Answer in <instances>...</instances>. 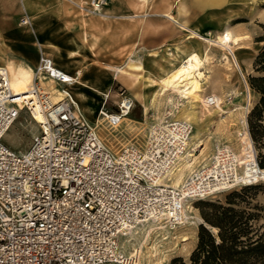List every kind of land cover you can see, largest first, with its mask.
<instances>
[{"label": "built area", "instance_id": "built-area-1", "mask_svg": "<svg viewBox=\"0 0 264 264\" xmlns=\"http://www.w3.org/2000/svg\"><path fill=\"white\" fill-rule=\"evenodd\" d=\"M106 5L93 0L90 9L79 7L102 15ZM21 24L31 27L25 9ZM75 83L39 50L29 97L20 99L0 66V264H132L125 246L145 225L173 230L190 219L189 203L264 182L253 145L257 172L246 176L239 154L216 141L208 161L174 186L191 151L192 124L167 112L153 120L142 145L113 150L82 115ZM116 95L113 109L106 101L98 114L112 132L134 109L125 89ZM23 113L37 129L26 150L14 151L4 137Z\"/></svg>", "mask_w": 264, "mask_h": 264}, {"label": "rangeland", "instance_id": "rangeland-1", "mask_svg": "<svg viewBox=\"0 0 264 264\" xmlns=\"http://www.w3.org/2000/svg\"><path fill=\"white\" fill-rule=\"evenodd\" d=\"M92 1L93 0H72V2H66L76 14L79 15L136 22L141 32L140 43L145 46L152 40L150 34L154 29L160 32L162 36H171L170 29L163 22V15L168 11L173 15L181 16L184 18L183 21H187L189 25L195 26L201 33L209 32L211 37H218L227 30L238 35H248L247 39L232 46V51L235 54L239 69H236L237 67L230 55L229 62L231 63V70L223 64L222 60H220L222 59L223 53H226L223 49L216 45L208 46L207 43L201 42L204 47L207 46V48H210L211 56L209 62L205 63V71H209L210 80L204 85L203 93L205 95H210L211 93L219 95L223 99L222 106L224 113L220 112L215 114L214 111L216 107L214 108L213 105L209 110L201 104L199 106L193 105L192 107L189 101L177 96H172L170 102L167 101V97H163L160 101H158V98L156 103L153 105L150 104V109L145 112L143 100L138 94L139 92L147 93L145 89L150 86H144L142 83L146 77H149L155 82L150 88L156 87L158 78L164 74V70L170 68L169 59H166L171 58L169 54H167L166 57H162V64L156 65L158 70L156 76H152L146 72L141 64V69L139 71L128 72L124 75V78L119 77V79L124 80L129 86V91L133 95V98L139 100L143 108L137 107L134 101V109L129 115V118L131 119L134 116V119L140 123H145L146 121V126L144 127H141L136 122L138 128L126 136L127 140H132V142L143 141L147 127H149L153 120L160 118L167 112H170L172 118L178 119L177 116L182 107L191 108L199 117L197 124L193 126L191 135H198L199 141L203 143L200 147L197 146L199 141L194 140L191 143L190 152H192L194 154L193 157H195L192 171L208 161L213 153V147L216 141L230 145L239 154L241 159L245 160L247 155L246 152L241 149L243 144L240 140L243 137L241 135H244L246 127L240 120L244 114L246 115V104L248 102V86L245 78L247 75L254 73V57L258 48L262 45L256 44L255 39L258 36H253L254 34L252 33L255 28L262 29L261 24L263 23H260V20H264L262 15L264 13V0H182L177 4L176 0H114L113 4L116 8L115 13L107 12L106 9L110 5V0H106L107 5L104 8L103 15L86 13L79 7V5H81L83 8L90 9ZM18 7L20 9V14L17 23L20 26H24L21 24V18L24 13L21 0H18ZM200 13H202V15H200ZM188 19L194 22V24L189 22ZM198 22L200 24H198ZM176 30L172 31V38L174 40L180 35L178 34L179 31L177 32ZM173 55L177 58V63L179 64L183 59V55H181V53L177 54L176 50ZM5 66L8 69L7 64H5ZM117 68L118 67H109L106 69L112 71L114 75V71ZM241 75L244 78H242ZM82 84L83 83H81V86L75 87L76 90L78 89L76 93L82 94L85 98L80 99L74 93L77 103L86 120V114L87 111H89L92 113L89 119L95 121V113L100 106L102 107L103 103L101 102L96 109L91 110L88 104L85 103L90 97L86 95V87ZM120 88L126 89L120 84H114L112 86L114 95ZM78 91H80V93ZM251 100L252 98L249 96V107L252 105ZM106 106L109 109H113V104L110 102H108ZM122 128H125V126ZM122 128H118L117 131L112 134L115 135V133H118ZM36 129L37 126L31 122L25 113H23L5 135L4 142L14 151H24L28 148L31 137L36 132ZM96 131L108 146L113 150L118 149L119 145H117V141L112 138V134L104 136L101 135L102 133L99 130L96 129ZM120 143L122 144L121 141ZM199 151H202V154L199 153ZM187 174H189V171H187L184 176ZM257 191L258 194L255 198V202L264 204V182L260 183V188ZM228 192L229 191L220 192L215 194L214 197L204 200L223 202ZM186 216L190 218L188 222L173 230L165 228L162 224L149 223L145 225L137 234L132 235L128 243H126L125 249L127 256H129L131 248L135 247L139 248L141 251L138 259L142 264H153L158 257L163 264H189L190 254L197 244L198 225L203 222L199 210L196 208V201L188 204ZM182 236H189V241L186 244L181 242ZM176 258H180L181 261L173 263V260Z\"/></svg>", "mask_w": 264, "mask_h": 264}, {"label": "crops", "instance_id": "crops-1", "mask_svg": "<svg viewBox=\"0 0 264 264\" xmlns=\"http://www.w3.org/2000/svg\"><path fill=\"white\" fill-rule=\"evenodd\" d=\"M21 1L30 18L31 29L17 23L20 14L18 0H0V66L6 67L5 64L12 63L15 66L30 67L34 70L38 63L39 50H41L53 60L56 67L75 77L76 80L80 79L82 85H85L86 95L90 97L85 103L91 110L96 109L101 102L103 105L106 101L112 104L116 102L117 95H114L112 91L114 84L125 87L127 93L133 98L129 86L106 68H124L129 60H133L141 63L146 72L156 76L158 73L156 65L163 63L162 57L170 53L174 54L176 50V53H181L184 58L186 49L193 47V43L188 42L186 34L164 15L163 22L170 29L171 36H162L154 29L150 34L152 40L145 46L140 43L141 32L139 25L134 21L79 15L66 2L68 0ZM113 1L110 0V5L106 9L109 13H115ZM262 15L264 17V13ZM174 17L177 20L184 19L179 15ZM189 22L194 24L192 21ZM260 23L264 24V20H260ZM173 30L179 31L178 34H180L176 40L172 38ZM253 31V36L262 34L260 28H255ZM170 57L166 59L171 60L174 55ZM44 86L53 88L50 83ZM75 87L76 84L72 87L73 94L78 90ZM157 89L156 87L145 89L151 105L157 101ZM134 101L137 107L142 108L139 100L134 99ZM91 114L87 111V121L95 127L94 121L89 119ZM131 119L140 123L134 119V116ZM123 126L125 121L119 128ZM125 129L126 126L112 137L117 141L118 149L123 144L132 142L126 137L131 132ZM144 139L134 142L142 145ZM121 140H125V143L121 144Z\"/></svg>", "mask_w": 264, "mask_h": 264}, {"label": "bare ground", "instance_id": "bare-ground-1", "mask_svg": "<svg viewBox=\"0 0 264 264\" xmlns=\"http://www.w3.org/2000/svg\"><path fill=\"white\" fill-rule=\"evenodd\" d=\"M68 1L72 2V0H68ZM181 1L182 0H176V4L178 2H181ZM74 4H76V3H74ZM207 4H209V3H207ZM79 6H81V5H79ZM164 16L169 21L173 22L181 31H183L186 34L187 39L189 40L188 42H192L193 47L189 48L188 50L186 49V55L182 59V61L179 62V64L177 63L178 61H177V58L175 56L173 57V59L169 60L170 68L167 70H164V74L158 78V83L156 84V88H158L156 100L159 98L158 101H160L161 99H163V97H167L168 98L167 101L170 102L172 96H177V97H180L186 101H189L190 104H192L191 105L192 107H193V105L199 106L201 104L209 110L210 107H212V105H213L214 108L216 107V110L214 111L215 114H218L220 112L224 113V109L222 106V104H223L222 100L223 99L219 95H217L216 93H211L210 95H205L203 93L204 92V85L207 84L210 80L209 71L208 72L205 71V69H206L205 63L209 62V59L211 56H210V50H209L210 48H207V46L204 47L201 42L207 43L208 46L209 45H216V46L220 47L221 49H223L227 53V55H226V53H223L222 59H220V60H222L223 64L228 69L231 70V63L229 62V60H230L229 55L231 56L232 61H236L235 54L232 51V46L234 44L241 43L242 41L247 39L248 35H238V34H234L233 32L227 30V31H224L218 37H211V34L209 32L201 33L197 28L189 25V23L187 21L175 19L174 15L172 13H170L169 11L166 12L164 14ZM31 27H32V24H31ZM31 27H29V28H31ZM170 55L173 56L172 53H170ZM7 67L9 69V70L8 69L7 70L9 73L10 86H11L12 90L15 92L16 95H19L20 99L28 98L29 97L28 91L30 90L31 83H33V80H34V70L30 67H22L20 65L15 66L12 63H8ZM140 69H141V63L135 62L133 60H129L126 63V66L124 68H117L114 71V76L116 78H119V77L124 78L125 77L124 75L127 74L128 72L131 73L133 71H139ZM236 69H238V68H236ZM80 82L81 81L79 79L76 80V83H75L76 86H81ZM154 83L155 82L152 81L149 77H146L142 84L144 86H150L151 87ZM74 93L80 99L85 98V96H83L82 94H77L76 91H74ZM138 95L143 100L145 112L148 111L149 105H150L148 93L139 92ZM249 96L251 97V94H249ZM55 100H56V98H55ZM211 101L213 102V104H211ZM178 104H179V102H178ZM78 107H79V105H78ZM79 109H80V107H79ZM101 109H102V107L100 106L95 113V121H94L95 128L102 133L101 135H104V136L108 135L109 136V134H112L113 132L110 131L105 124H102V121L99 119L98 114H99V111ZM35 117H36L37 122H40L42 119V117L39 114H37ZM177 117L180 120L188 121L189 123L192 124V126L197 124L198 118H199L197 116L196 112H194L191 108L188 109L185 107H182V109L179 111ZM124 121H125V126H126L125 130L127 132H132L138 128L137 123L134 122L133 120H131L129 117H127ZM240 122L243 125H245V114L241 117ZM145 123H146V121H145ZM145 123H138V124L141 127H144V126H146ZM241 136H243L240 140V142H242V144H243V147H241V149L246 152L247 157L245 160H242L240 156H239V158L241 160L240 162L244 163L246 166L244 168V174L246 176H248V175L251 176V175H254L255 172H257L256 168L253 169L251 167V165H252L251 160L253 158V155H252L253 154V151H252L253 148H252L250 138L248 136V132L246 130L244 132V135H241ZM194 140L199 141L198 135H191L190 136V140H189V146L190 147H191V143ZM124 141L125 140H121L122 143ZM202 144L203 143L201 141H199V144L197 146L200 147V146H202ZM123 145H125V144H123ZM201 152L202 151H199V153H201ZM193 155L194 154L189 151V153L187 154V158H185L182 161L180 167L178 168V171L174 175V180H173L174 186H178L183 181V179L185 177L184 175L187 171H189V173L192 171V165L194 163V158H195V157H193ZM263 173H264V171H263ZM212 231L215 234L217 232V229L212 228ZM188 241H189V236H182L181 242H183V244H186ZM140 253H141V251L139 248H135V247L131 248L128 259L131 260L132 264H142V262L138 259V256L140 255ZM153 264H163V262L158 257V259H155V262Z\"/></svg>", "mask_w": 264, "mask_h": 264}, {"label": "trees", "instance_id": "trees-1", "mask_svg": "<svg viewBox=\"0 0 264 264\" xmlns=\"http://www.w3.org/2000/svg\"><path fill=\"white\" fill-rule=\"evenodd\" d=\"M261 28L262 34L255 39L262 45L254 57V73L245 80L252 98L247 131L258 167L264 169V24ZM259 188L255 184L230 190L223 202L196 201L203 222L198 225L189 264H264V204L255 202Z\"/></svg>", "mask_w": 264, "mask_h": 264}]
</instances>
